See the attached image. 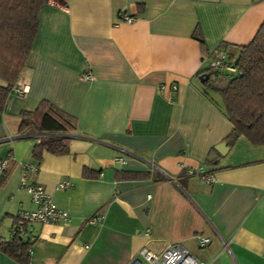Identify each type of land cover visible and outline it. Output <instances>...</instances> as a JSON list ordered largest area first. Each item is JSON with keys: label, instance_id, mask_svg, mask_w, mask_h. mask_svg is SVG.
Segmentation results:
<instances>
[{"label": "crops", "instance_id": "crops-1", "mask_svg": "<svg viewBox=\"0 0 264 264\" xmlns=\"http://www.w3.org/2000/svg\"><path fill=\"white\" fill-rule=\"evenodd\" d=\"M263 20L264 0H48L19 75L28 92L10 91L0 112V242L36 207L21 179L37 163L27 181L69 219L30 224L29 260L129 264L179 243L203 264H264V145L227 138L233 126L197 75L210 57L236 58ZM43 99L76 124L68 152L36 160L43 134L19 131L20 115ZM199 166L214 182L186 174ZM0 264L17 262L0 250Z\"/></svg>", "mask_w": 264, "mask_h": 264}, {"label": "trees", "instance_id": "trees-1", "mask_svg": "<svg viewBox=\"0 0 264 264\" xmlns=\"http://www.w3.org/2000/svg\"><path fill=\"white\" fill-rule=\"evenodd\" d=\"M48 0H0V112L13 84L25 65L37 28L38 14ZM193 36L204 45L195 30ZM235 71L211 68L197 72L204 93L218 104L233 128L227 138L232 141L244 136L254 145H264V20L252 40L241 47L239 55L228 56ZM19 131L32 127L43 134L32 149L33 158L40 160L44 151L52 154L68 152L70 132L75 118L48 100H41L32 111L20 115ZM31 243L19 234L0 242V250L17 264H28Z\"/></svg>", "mask_w": 264, "mask_h": 264}, {"label": "built area", "instance_id": "built-area-1", "mask_svg": "<svg viewBox=\"0 0 264 264\" xmlns=\"http://www.w3.org/2000/svg\"><path fill=\"white\" fill-rule=\"evenodd\" d=\"M123 20L132 21L133 17L129 15H123ZM208 68L218 71H235L234 66L229 62L228 55L222 52L216 56L208 59ZM92 78L90 73H83L81 79L88 81ZM175 89V87H173ZM11 91L15 92L19 97H24L28 92V85L24 80L18 79ZM9 158L0 159V172H2L8 162ZM38 169L37 163H29L24 165L23 176L21 179V187L30 195L32 202L35 204L34 210L20 209L16 215L15 222L12 227V234H19L24 240L32 243L36 237L33 234L31 227L32 222H67L69 216L67 212L60 209L53 202L50 194H48L44 187L39 183H29L27 181V172H35ZM186 174L194 176L210 184L214 182L213 174L207 171L203 166H199L195 169H187ZM70 183L64 181L58 184L59 189L69 187ZM102 219L101 214H95L89 218V222H98ZM210 241L209 237L200 236L198 238V244L200 247L207 245ZM31 246L29 248V254H31ZM28 264H38L33 260H29ZM129 264H203L200 263L190 252L179 243H172L165 247L161 253H155L147 248H142L136 256H134Z\"/></svg>", "mask_w": 264, "mask_h": 264}, {"label": "water", "instance_id": "water-1", "mask_svg": "<svg viewBox=\"0 0 264 264\" xmlns=\"http://www.w3.org/2000/svg\"><path fill=\"white\" fill-rule=\"evenodd\" d=\"M208 77H209V74H208V73H205L204 75L200 76L199 78H200L201 81H204V80H206Z\"/></svg>", "mask_w": 264, "mask_h": 264}, {"label": "rangeland", "instance_id": "rangeland-1", "mask_svg": "<svg viewBox=\"0 0 264 264\" xmlns=\"http://www.w3.org/2000/svg\"><path fill=\"white\" fill-rule=\"evenodd\" d=\"M232 73H234V72H232Z\"/></svg>", "mask_w": 264, "mask_h": 264}]
</instances>
